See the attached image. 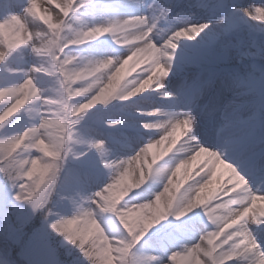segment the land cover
Masks as SVG:
<instances>
[{"label": "clouds", "instance_id": "obj_1", "mask_svg": "<svg viewBox=\"0 0 264 264\" xmlns=\"http://www.w3.org/2000/svg\"><path fill=\"white\" fill-rule=\"evenodd\" d=\"M41 2L51 22L19 0L30 34L0 42V61L21 59L0 83V209L38 222L47 245L13 256L0 237V264H255L264 4Z\"/></svg>", "mask_w": 264, "mask_h": 264}, {"label": "rangeland", "instance_id": "obj_2", "mask_svg": "<svg viewBox=\"0 0 264 264\" xmlns=\"http://www.w3.org/2000/svg\"><path fill=\"white\" fill-rule=\"evenodd\" d=\"M254 0H234L235 3L245 6L246 3L250 4ZM256 5L264 4V0H256ZM32 6L30 13L36 17L44 20L52 21L53 17L49 16L47 11L42 5L41 0H31ZM53 6L64 7L65 3L74 4L75 0H49ZM19 4V0H0V16H6L3 21H0V42L4 44L5 47L8 45H18L23 41L26 35L30 34L26 31L28 25L25 23L23 17L18 16L15 12L11 11L14 7ZM67 12H71V8L65 9ZM256 15L258 18L264 17V8H257ZM255 24H264V19H257L253 21ZM21 63L19 57L13 58L11 60L0 61V83L7 82L16 74L18 68L16 67ZM9 100V95L7 93L0 94V107H3ZM11 119L10 115H5L4 112L0 111V123H7ZM207 135H211V132L207 127L202 129ZM30 219L18 211H11L5 214V212L0 209V237H6L8 244L13 248V256L17 253H22L23 255L30 257L35 250L36 239L43 238L44 246L47 245V241L43 233L38 229V225L34 228L26 231L24 226ZM27 223V224H26ZM70 227V226H69ZM18 243L16 245L15 243ZM3 239H0V247H4ZM258 255V254H257ZM261 254H259L260 256ZM179 264H193L190 257H182L179 260ZM199 264V262H196ZM260 264V262L255 263Z\"/></svg>", "mask_w": 264, "mask_h": 264}, {"label": "bare ground", "instance_id": "obj_3", "mask_svg": "<svg viewBox=\"0 0 264 264\" xmlns=\"http://www.w3.org/2000/svg\"><path fill=\"white\" fill-rule=\"evenodd\" d=\"M185 2H188V0H185ZM256 2H257V1L254 0V1L250 2V4L246 3L245 6H248V5H256ZM206 19H208L207 16H203V17H201V20H206ZM193 31L195 32L196 30L194 29ZM184 35H185V36H190L189 33H185ZM205 127H207L208 130L211 132V126H210V125H206ZM208 136H210V135H208ZM258 262H260V264H264V255H260V256H259V253H258V255H256L255 263H258Z\"/></svg>", "mask_w": 264, "mask_h": 264}, {"label": "snow or ice", "instance_id": "obj_4", "mask_svg": "<svg viewBox=\"0 0 264 264\" xmlns=\"http://www.w3.org/2000/svg\"><path fill=\"white\" fill-rule=\"evenodd\" d=\"M5 198H6V192L3 189H0V200H4ZM35 243L37 248L44 246L43 238H37Z\"/></svg>", "mask_w": 264, "mask_h": 264}, {"label": "trees", "instance_id": "obj_5", "mask_svg": "<svg viewBox=\"0 0 264 264\" xmlns=\"http://www.w3.org/2000/svg\"><path fill=\"white\" fill-rule=\"evenodd\" d=\"M27 223H29V224H27ZM27 223H26L27 225L24 226L26 231H29V229L34 228V227H36L38 225V222H32L30 220ZM15 244L18 245L17 242Z\"/></svg>", "mask_w": 264, "mask_h": 264}]
</instances>
